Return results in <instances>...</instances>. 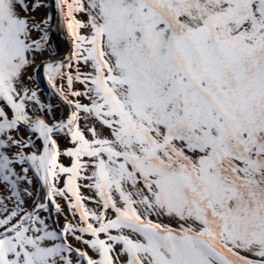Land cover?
<instances>
[{"label": "snow or ice", "instance_id": "6c2138e0", "mask_svg": "<svg viewBox=\"0 0 264 264\" xmlns=\"http://www.w3.org/2000/svg\"><path fill=\"white\" fill-rule=\"evenodd\" d=\"M0 264H264V0H0Z\"/></svg>", "mask_w": 264, "mask_h": 264}]
</instances>
